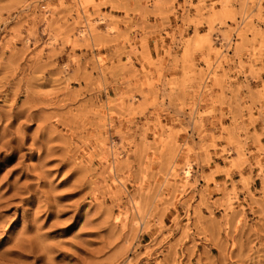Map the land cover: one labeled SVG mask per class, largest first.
<instances>
[{
	"label": "rangeland",
	"instance_id": "1",
	"mask_svg": "<svg viewBox=\"0 0 264 264\" xmlns=\"http://www.w3.org/2000/svg\"><path fill=\"white\" fill-rule=\"evenodd\" d=\"M0 264H264V0H0Z\"/></svg>",
	"mask_w": 264,
	"mask_h": 264
},
{
	"label": "bare ground",
	"instance_id": "2",
	"mask_svg": "<svg viewBox=\"0 0 264 264\" xmlns=\"http://www.w3.org/2000/svg\"><path fill=\"white\" fill-rule=\"evenodd\" d=\"M185 173H186V175H187V177H188V175H189V171H188L187 169H185ZM133 205L135 206V204H133ZM137 210H138V209H137ZM119 213H120V212H119ZM120 214H121V213H120ZM120 214H119V215H120ZM119 215H116V217H115V221H119V220H120ZM123 216H124V215H123ZM123 216H122V217H123ZM125 217H126V216H125ZM122 219H123V218H122ZM122 219H121V220H122Z\"/></svg>",
	"mask_w": 264,
	"mask_h": 264
}]
</instances>
